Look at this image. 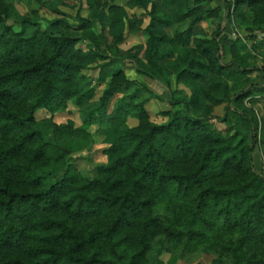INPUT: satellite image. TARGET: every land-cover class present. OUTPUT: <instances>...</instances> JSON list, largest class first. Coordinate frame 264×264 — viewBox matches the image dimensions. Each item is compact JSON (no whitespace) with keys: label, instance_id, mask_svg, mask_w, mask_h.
<instances>
[{"label":"trees","instance_id":"trees-1","mask_svg":"<svg viewBox=\"0 0 264 264\" xmlns=\"http://www.w3.org/2000/svg\"><path fill=\"white\" fill-rule=\"evenodd\" d=\"M8 1L0 0V264H149L152 252L264 264V170L254 164L255 150L264 155V86L249 78L264 72V58L257 68L256 55L243 53L244 41L264 36V0L213 9L211 0H94L111 33L126 24L145 36L144 48L128 51L108 46L80 8L71 24L43 0L59 17L42 25L33 11L15 30ZM125 6L144 12L129 16ZM223 9L240 38L221 25L203 34L200 23ZM125 60L168 93L135 88ZM144 90L167 102L163 122L151 121ZM69 102L79 126L55 122ZM41 110L48 117L38 120ZM96 137L106 162L83 176L72 157Z\"/></svg>","mask_w":264,"mask_h":264},{"label":"rangeland","instance_id":"rangeland-1","mask_svg":"<svg viewBox=\"0 0 264 264\" xmlns=\"http://www.w3.org/2000/svg\"><path fill=\"white\" fill-rule=\"evenodd\" d=\"M94 0H43V3H47L49 6L55 7L58 11L66 14L68 16V22L73 23V17L76 15L78 9L80 8L81 15L83 17H87L92 21L93 29L96 33L102 32L104 37L107 39L108 46H116L123 51H128L133 46L143 47L145 46V36L142 33H127L126 24L121 28L115 29L116 32L113 34L110 23L107 20V13L98 12L97 8L93 5ZM11 3L12 11L11 16L8 20V24L13 25L15 30H19V18L27 17L31 18L32 21L35 20L33 15V11H38V14L41 19V24L45 25V20H51L53 18L59 17V15L52 12L50 9L46 7H40L37 0H12L8 1ZM118 3L123 4V1H118ZM161 3V0H159ZM223 7V5L218 0H211L209 3V8L213 9L215 7ZM125 9L129 16H140L144 9L141 7H133V6H125ZM138 23L139 28H143L147 24V20H144L143 23ZM221 25L225 28V31L228 32L230 39L240 38L243 36L242 27L233 25L225 19L224 9L222 10L221 15L213 20H204L200 23L202 28V32L206 37H209L211 33L215 30V28ZM233 34L235 36H233ZM260 43L261 47L258 48L257 52H252V46L254 44ZM245 48L243 53L251 54V56H255L253 61V66L257 68H261L262 59L264 58V36L260 35L255 41H244ZM230 60V56L226 55L223 59L224 62H228ZM123 70L125 75L130 80H136L135 88H143V86L147 87L148 90L152 91L156 95H161L163 92H167L165 88H163L159 83H151L146 78L142 76H138L134 71V65L130 60H125L123 64ZM253 83L260 84L264 86V72L258 70L249 76ZM232 83V81H230ZM104 88L101 87L96 88L94 91L93 100H96L101 90ZM180 89H184L182 85L179 86ZM187 92V90H185ZM139 97L141 98H150V95L144 90L139 91ZM120 96V95H118ZM168 99V97H167ZM146 109L150 114L151 121L155 123H161L164 121L163 118L159 117V112L162 110L169 109L167 102H162L159 100H155L150 98V100L145 105ZM258 108L264 111V101L261 100L258 104ZM217 116L222 115V106H218L215 108L214 112ZM48 114L46 111L41 110L37 113L36 118L43 119L47 118ZM56 123H66L70 122L75 126H79L81 124V118L78 113L77 107L73 102H69L67 106V110L63 113H59L55 116ZM235 122V121H233ZM136 121L129 119L128 125L135 126ZM217 128L222 130L226 127L224 124H216ZM96 128L92 127L91 132H95ZM107 147L105 141H103L102 137H96L95 143L88 149L83 151L82 153L75 155L72 157V162L78 168L80 173L83 176L92 177L94 175L95 167L99 164H103L106 162L105 157L102 155L101 151ZM254 164L258 170H264V155H262L261 150L258 148L254 152ZM159 258L163 261L164 264H210L212 260V256L201 254V255H189V257L178 259L175 256L169 253H163L160 256H157L156 253L152 252L148 256L149 264H154Z\"/></svg>","mask_w":264,"mask_h":264},{"label":"crops","instance_id":"crops-1","mask_svg":"<svg viewBox=\"0 0 264 264\" xmlns=\"http://www.w3.org/2000/svg\"><path fill=\"white\" fill-rule=\"evenodd\" d=\"M129 120V119H128ZM133 120V119H132ZM135 121V120H134ZM128 123V122H127ZM137 123V122H136ZM132 127V126H131Z\"/></svg>","mask_w":264,"mask_h":264},{"label":"built area","instance_id":"built-area-1","mask_svg":"<svg viewBox=\"0 0 264 264\" xmlns=\"http://www.w3.org/2000/svg\"><path fill=\"white\" fill-rule=\"evenodd\" d=\"M233 36H235V35L233 34Z\"/></svg>","mask_w":264,"mask_h":264}]
</instances>
